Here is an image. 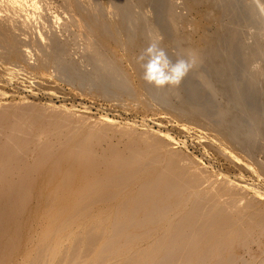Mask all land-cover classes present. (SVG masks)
Returning a JSON list of instances; mask_svg holds the SVG:
<instances>
[{
    "label": "rangeland",
    "instance_id": "1",
    "mask_svg": "<svg viewBox=\"0 0 264 264\" xmlns=\"http://www.w3.org/2000/svg\"><path fill=\"white\" fill-rule=\"evenodd\" d=\"M78 1L82 10L37 0L36 11L66 6L81 20L75 27L55 12L65 42L57 49L42 45L39 12L28 28L6 30L20 38L21 56L9 54L0 33V264H149L147 254L166 250L171 264H264V76L251 79L264 70V50H241L264 44V0H231L218 23L209 0ZM15 5L0 0L13 20L23 15ZM220 25L238 29L222 41L235 51L242 96L212 74L218 57L194 62L178 87H158L165 105L142 96L150 66L171 71L145 53L150 44L174 63L188 42L205 51ZM117 27L136 36L130 55L122 41H104ZM90 43L122 70L121 82L102 71ZM140 52L136 73L129 63ZM215 127L235 130V149L213 136Z\"/></svg>",
    "mask_w": 264,
    "mask_h": 264
},
{
    "label": "bare ground",
    "instance_id": "2",
    "mask_svg": "<svg viewBox=\"0 0 264 264\" xmlns=\"http://www.w3.org/2000/svg\"><path fill=\"white\" fill-rule=\"evenodd\" d=\"M25 1L26 0H13V2L16 4L15 11L20 13L21 15L23 14L22 18L16 17L15 20L10 19L7 16V14L6 15L2 14V11L0 8V20H2L0 22V33L2 35L4 34L7 35V37H5V42L6 44H8L9 54H11L14 57L21 56L22 54H24V51L26 52V50L21 49L22 42L20 41V38L18 37V35H16V33L14 32L13 34H9L6 30H10L11 29L10 27H13L14 25L15 27L18 26V28L20 27L22 29L28 28L32 24V21H31L32 14L31 13L39 12L34 17L35 19L37 17H38L37 19H40L41 16L43 18V15H44L45 17L44 23H46V25L44 24L42 27L48 31V34L46 37H43V33L40 31V28L37 30L38 32L37 34L41 39L42 45L44 46L48 45L49 48L51 49H57L59 48L60 45L65 44V42H63L58 37L56 30L53 29L54 22H56L60 18L58 14L55 13L56 11L59 14L64 16L66 23H68L69 25H72L75 27L81 26V20L72 12V10L69 7L65 6L64 8L56 9V11H49V10L42 11L41 10L40 12V11H36L37 9L40 8V6L37 5V0H31V3L29 6H25V3H26ZM209 1L212 7L215 10H217L218 15L215 18V23H218L220 19V15H225L226 13L230 12L231 0H209ZM66 2L68 5L72 4V6H74L75 9L82 10V6L80 5L78 0H66ZM4 12L7 13V11H4ZM170 21L174 22L172 17L170 18ZM174 26L175 25H173V27ZM144 29L145 30H143V33L146 34V38H147L151 35L150 34L151 30L150 28H148V26H145ZM3 30L5 32H1ZM130 32L131 31L127 33L124 31V33L121 36L120 29L117 27L114 37L110 35L104 41L114 39V40H117L120 44L122 41L123 44L125 45L126 53L130 55L132 53L131 50L134 49V47L131 45H136V42H135L136 36ZM226 32H230L231 41L234 40L238 35V29L235 28L234 26H231V25H228L225 27H223L222 25L217 26L215 34H213L212 37L210 36V38L207 40L209 45L205 51H201L199 46H195L196 44L194 43L191 44L188 42L185 44V46L181 48V55L185 59L191 58L192 61L194 62H197L202 59H208V58L212 60L214 59V57H218L219 58L218 61H209V66L212 71V74L216 76L217 78H221L223 79V81H225L222 87L224 89L223 91L227 93H233L235 97H239V96H242L243 94L242 92L244 90L241 88L240 83L234 78L233 73H232V67L234 64L232 57L235 51L233 47H230L229 44H226L224 43V41H222V34L224 35V33ZM176 38H179V36ZM182 38L184 39V37ZM91 45L92 44L90 43V45L87 47V52H89L91 57L98 62L99 67L102 69V71L115 76V80L118 82L119 81L121 82L122 74H123L122 70L118 69V67L115 66L113 62L106 60L105 56H103L102 53L97 48L95 49ZM242 49H248V51H250V54L246 53V57L255 56V55H259L263 53L264 44L256 42L250 47L242 45L241 50ZM139 54L140 55L137 61L135 60L134 62L129 63V66L131 67L132 71L136 73H139L142 71L141 62H142L143 56L141 52ZM62 67H65V69H68V72L70 75L71 74L74 75L76 71L75 70L76 66L74 65V63H72V61H69V60H66L63 63ZM263 76H264L263 68H261L260 70L254 71L251 74L252 85L257 84L258 83L257 81L261 79ZM204 81L206 84H212L207 79H205ZM138 86H139V90L142 96L147 97V98H154L160 104H164L163 98L159 97L158 95V92H159L158 87H155L149 83H146L143 77L139 81ZM211 88L212 90H215L214 87H211ZM164 107H167V106H164ZM189 115L192 119H194L196 112L193 111ZM213 136L216 139H218L220 142H222L223 144L227 145V147L235 149V140H234L235 130L234 129H229V127L227 128L226 127H215L213 130ZM145 215L146 217L153 216V218H155V216H157L158 213L154 215L153 213L149 212V213H146ZM147 256L149 257L148 262H147L149 264H171L173 262L172 261L173 252L171 250L163 251L162 254L151 252L150 254H147ZM157 256H159L160 258L158 259ZM106 258H107V254H105V249L102 248L101 260L102 259L105 260Z\"/></svg>",
    "mask_w": 264,
    "mask_h": 264
},
{
    "label": "clouds",
    "instance_id": "3",
    "mask_svg": "<svg viewBox=\"0 0 264 264\" xmlns=\"http://www.w3.org/2000/svg\"><path fill=\"white\" fill-rule=\"evenodd\" d=\"M145 52L154 53L157 61H163L165 65L171 66V71L165 75L157 74L152 66L149 67V70L147 72L143 73V79L145 80V82L155 87H178L184 76H186L194 66V61H192L191 58L185 59L181 57L173 63L171 60H169L167 52L155 43L150 44Z\"/></svg>",
    "mask_w": 264,
    "mask_h": 264
}]
</instances>
